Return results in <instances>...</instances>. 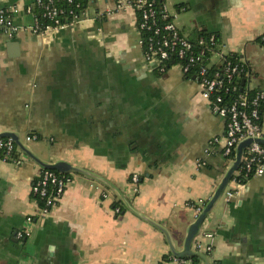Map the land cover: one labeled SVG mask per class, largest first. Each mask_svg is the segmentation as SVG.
<instances>
[{
    "label": "crops",
    "instance_id": "1",
    "mask_svg": "<svg viewBox=\"0 0 264 264\" xmlns=\"http://www.w3.org/2000/svg\"><path fill=\"white\" fill-rule=\"evenodd\" d=\"M33 1L0 0L21 27L12 38L0 34V133L17 134L46 163L65 161L103 177L180 251L196 219L189 205L207 202L229 166L221 154L223 119L194 80L151 69L135 14L119 8L121 0H88L72 26L42 36L25 27L39 16ZM164 6L191 41L212 34L220 55L241 59L247 88L264 89V0ZM31 133L41 143L28 142ZM12 160L0 161V264H176L161 232L115 207L118 198L83 175L73 173L59 205L38 218L31 188L41 169L18 150ZM234 188L230 182L226 190ZM26 229L29 236L18 240ZM201 231L213 235L209 264H264V174L229 201L223 193Z\"/></svg>",
    "mask_w": 264,
    "mask_h": 264
},
{
    "label": "built area",
    "instance_id": "2",
    "mask_svg": "<svg viewBox=\"0 0 264 264\" xmlns=\"http://www.w3.org/2000/svg\"><path fill=\"white\" fill-rule=\"evenodd\" d=\"M59 1L68 5L64 8ZM34 7L39 16L29 30L36 35H48L59 32L72 26L78 19L80 5L74 0H34ZM130 7L135 14V29L139 35L138 44L142 50L143 59L154 67L153 71L165 75L170 70H177L187 79L194 80L200 96L207 102L210 111L223 119L225 124L224 146L222 157L229 164L234 160L236 145L245 139L262 138L261 118L264 106V89L251 90L246 87L249 77L248 66L239 58L230 55L223 56L217 52V39L214 35L201 36L195 41L187 38L173 22L172 15L164 5L157 8V0H121L119 8ZM14 10L0 11V34L14 37L21 27L14 24L12 14ZM31 9L27 8V13ZM264 46V32L259 38ZM218 55V63L211 62V56ZM244 80V84L241 82ZM28 142L38 140L36 135L27 137ZM217 139H212L213 145ZM17 150L10 139H0V161L12 160ZM18 163V162H17ZM264 174V146L255 142L244 151L241 165L232 182L236 188L225 190V199L229 201L238 190L251 178L261 177ZM73 181V173L61 174L55 171L41 170L34 181L31 192L40 202L37 210L38 218L47 216L55 209L68 185ZM133 192H138L139 177H130ZM198 201L189 207L195 218L200 214L204 205ZM27 221L31 223L32 218ZM26 229L16 234L18 240L29 236ZM208 240L206 245L202 240ZM213 235L200 230L194 239L192 249L207 256L213 248ZM176 264H191L190 259H175Z\"/></svg>",
    "mask_w": 264,
    "mask_h": 264
},
{
    "label": "water",
    "instance_id": "3",
    "mask_svg": "<svg viewBox=\"0 0 264 264\" xmlns=\"http://www.w3.org/2000/svg\"><path fill=\"white\" fill-rule=\"evenodd\" d=\"M88 0H85L87 2ZM2 9H0L1 11ZM25 26L27 27H31ZM151 67H154V65H151ZM241 84H244V80H242ZM0 139H10L14 143V145L17 147V150L21 152L23 155H25L28 159H30L35 165H37L41 170H48V171H55L61 174H68V173H76L83 176H86L94 181H97L98 183L104 185L106 188H108L120 201V204H122L128 211L135 214L140 219L146 221L151 226H153L155 229H157L159 232H161L164 235V238L166 240V243L168 245L169 254L171 257L175 259H193L197 258L200 261H203L204 264H209L207 255L201 252H196L192 249V244L194 239L199 235L202 224L204 223L207 216L210 214V212L215 207L216 203L219 201V199L222 197L223 193L225 192L227 185L232 180L233 176L239 169L244 151L251 145L252 142H255L261 146H264V137L258 138V139H245L240 141L234 150V160L229 164L227 170L225 171L218 187L214 191L211 198L206 202L204 205L202 211L200 214L196 217V219L191 223V225L188 227L186 235L183 240V247L180 251H178L172 244V241L169 237V234L165 229H163L160 225L150 221L146 217L140 215L134 209L131 207V205L127 202V200L123 197V195L106 179L103 177L94 174L90 171H87L85 169L75 167L70 165L69 163L65 161H57L54 163H46L42 161L40 158L35 156L31 151H29L25 145L20 141L17 134L12 132H2L0 133ZM24 256V254H23Z\"/></svg>",
    "mask_w": 264,
    "mask_h": 264
},
{
    "label": "trees",
    "instance_id": "4",
    "mask_svg": "<svg viewBox=\"0 0 264 264\" xmlns=\"http://www.w3.org/2000/svg\"><path fill=\"white\" fill-rule=\"evenodd\" d=\"M74 2L75 3H78L79 5H80V8H79V12H78V14H80L81 13V11H83V9H84V7H85V4H86V2H85V0H74ZM164 2H165V0H157V8H159V7H161L162 5H164ZM59 4H62V6L64 7V8H68V5H66L64 2H62V1H59ZM208 35H210V34H208ZM208 35H206V34H203L202 35V37L203 36H208ZM217 39V38H216ZM217 43H218V40H217ZM233 57H236L234 54H231L230 55V60H232L233 59ZM263 114H264V106L262 107V116H263ZM31 136H32V133H31ZM225 160V159H224ZM227 162H225V164H226ZM114 206L115 207H120V210H122L123 209V207H122V205L119 203V202H115L114 203ZM191 260V263H196V262H199V260L197 259V258H193V259H190Z\"/></svg>",
    "mask_w": 264,
    "mask_h": 264
},
{
    "label": "rangeland",
    "instance_id": "5",
    "mask_svg": "<svg viewBox=\"0 0 264 264\" xmlns=\"http://www.w3.org/2000/svg\"><path fill=\"white\" fill-rule=\"evenodd\" d=\"M38 141H39V140L29 141V142H32V143H33V142H34V143H35V142H36V143H41L40 141H39V142H38ZM36 143H35V144H36ZM43 148H44V147H43ZM129 182H130V180H129Z\"/></svg>",
    "mask_w": 264,
    "mask_h": 264
}]
</instances>
